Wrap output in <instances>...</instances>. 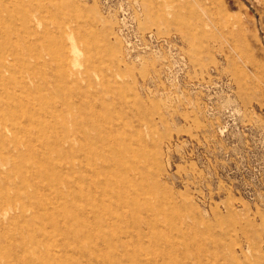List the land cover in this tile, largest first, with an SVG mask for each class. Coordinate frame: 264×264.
<instances>
[{
    "label": "rangeland",
    "instance_id": "374dc122",
    "mask_svg": "<svg viewBox=\"0 0 264 264\" xmlns=\"http://www.w3.org/2000/svg\"><path fill=\"white\" fill-rule=\"evenodd\" d=\"M0 264H264V0H0Z\"/></svg>",
    "mask_w": 264,
    "mask_h": 264
}]
</instances>
